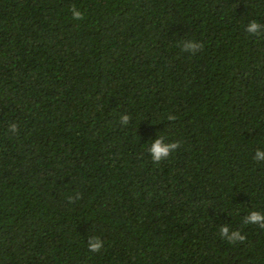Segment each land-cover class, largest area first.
Segmentation results:
<instances>
[{
    "label": "trees",
    "instance_id": "obj_1",
    "mask_svg": "<svg viewBox=\"0 0 264 264\" xmlns=\"http://www.w3.org/2000/svg\"><path fill=\"white\" fill-rule=\"evenodd\" d=\"M252 20L264 0H0V264H264Z\"/></svg>",
    "mask_w": 264,
    "mask_h": 264
},
{
    "label": "clouds",
    "instance_id": "obj_2",
    "mask_svg": "<svg viewBox=\"0 0 264 264\" xmlns=\"http://www.w3.org/2000/svg\"><path fill=\"white\" fill-rule=\"evenodd\" d=\"M72 16L76 20L84 18L85 13L80 11L75 4L71 7ZM246 32L249 35L255 36L264 34V24H261L257 20H252L246 26ZM204 45L196 40H188L183 44V51L191 52L192 54L200 51ZM131 117L129 114H124L120 117V122L123 125H127ZM169 121L175 120L174 115L168 117ZM18 129V125L12 124L9 131H15ZM181 141H174L171 143L165 142L164 137L160 136L155 139L153 143L149 146V152L152 156V160L155 164H160L163 160L168 158L176 149L181 146ZM257 161H264V150H257L254 156ZM79 193L75 198H79ZM74 197L69 196L68 200L72 201ZM245 224H257L260 228H264V212L259 210H252L245 218ZM220 235L224 237L230 243L243 242L246 240V234L242 233L240 230H230L228 225H224L220 229ZM103 248V241L99 237H93L88 241V249L90 252H99Z\"/></svg>",
    "mask_w": 264,
    "mask_h": 264
}]
</instances>
